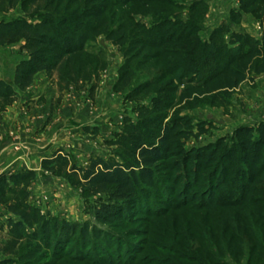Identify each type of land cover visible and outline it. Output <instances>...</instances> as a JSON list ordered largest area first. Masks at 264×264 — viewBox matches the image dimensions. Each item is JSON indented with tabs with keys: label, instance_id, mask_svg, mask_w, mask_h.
I'll use <instances>...</instances> for the list:
<instances>
[{
	"label": "trees",
	"instance_id": "trees-1",
	"mask_svg": "<svg viewBox=\"0 0 264 264\" xmlns=\"http://www.w3.org/2000/svg\"><path fill=\"white\" fill-rule=\"evenodd\" d=\"M152 1L156 0H0L4 9L17 6L31 9L30 17L18 15L0 19V44L10 39H24L22 47L28 53L27 59L16 64L12 83L0 79V99L14 97L17 89L28 87L40 72L51 77L58 71L65 88L80 79H90L93 72L97 76L99 66L96 64L92 70V59L87 52L89 43H95L100 36L104 41L124 45V62L119 68L124 74L123 85L129 82L132 62L144 48L157 49L169 42L188 46L170 50L175 58L166 63L158 77L169 76L168 84L173 91L185 79L181 99L209 94L213 103L228 102L232 91L249 72L264 74V33L260 39L239 34V43L235 47H228L223 38V32L230 30V23L237 22L248 10L259 12L264 7V0H239V7L230 12V23L215 28L207 41L192 49L189 38L196 25L191 24V16L185 20L178 18L181 22L174 20L179 24L168 34L163 26L171 23L164 13L153 19L149 26L135 19L132 4ZM158 1L177 7L172 0ZM204 6L205 0H195L189 6V12L193 15ZM166 51L158 49L154 55ZM152 85V81L147 80L130 93L133 96L146 93ZM138 112L141 116L151 113L145 106L139 107ZM192 128L186 116L159 123L150 119L140 123L126 122L119 137L111 143L115 147L106 158L93 156L87 164H78L62 149L43 158L42 167L66 178L84 197L105 194V198L93 207L92 223L44 215L29 198L28 184L36 176L35 170L24 168L1 173L0 205L6 212L7 237L1 245L5 259L0 263L8 264L10 256H17L23 264H41L47 250L52 248L54 257L58 254L57 249L72 241L73 259L88 258L91 249L104 253L103 250L107 251L111 246L114 247L111 252L116 248L120 255L119 249L124 246L123 259L117 263L105 255L94 256L91 260L100 264H176L169 259L147 262L143 257L138 258L142 251L140 245L132 240L125 241V238H134L141 234L140 230L122 234L111 229L132 221L131 210H141L142 216L159 215L176 208L178 203L180 206L190 204L189 188L199 182V174L204 168L210 167L207 190L194 203L195 194L191 206L236 207L252 202L253 199L248 197L251 191L264 190V123L253 136L249 127H239L234 140L224 147L219 140L185 151L184 144L192 135ZM239 162L251 167L259 164L253 170L237 166ZM180 166L188 171L184 173L186 181L180 198L175 201L171 194L183 174ZM190 168L195 177L193 182L188 181ZM229 174L232 180L227 193L222 199V195L215 199V188L224 185ZM260 199L255 197L253 202Z\"/></svg>",
	"mask_w": 264,
	"mask_h": 264
},
{
	"label": "rangeland",
	"instance_id": "rangeland-1",
	"mask_svg": "<svg viewBox=\"0 0 264 264\" xmlns=\"http://www.w3.org/2000/svg\"><path fill=\"white\" fill-rule=\"evenodd\" d=\"M172 1L175 5L177 3V7H170L158 0L133 3L135 19L149 26L153 19L164 13L171 23V26H163L168 34L179 24L177 22H181L178 18L185 20L191 16V24L196 25L194 34L189 38V42L193 44L191 49L207 41L215 28L230 23L228 18L231 10L239 7V0H205L202 10L192 15L189 6L195 0ZM30 10L28 6L4 9V4H0V19L18 15L30 17ZM229 29L223 32L228 47H235L239 43V34L260 39L264 33V7L259 12L248 10L237 22L230 23ZM23 43L24 39H10L0 44V79L12 83L16 64L28 58V53L22 47ZM123 48L124 45L104 41L103 36H100L95 43H89L87 52L92 59V70L96 64L99 66L97 76L93 72L90 79H80L65 88L58 71L51 77L40 72L28 87L17 89L14 97L0 99V113L15 105L23 115L22 120L17 116V121L13 122L12 129L9 130L12 144L7 146L6 154H18L24 167L9 170L8 173L24 168L32 169L30 166L37 159L49 157L56 149H62L78 164H87L93 156L106 158L115 147L111 143L119 137L126 122L140 123L150 119L159 123L176 116H186L193 126V132L185 141V151L215 144L219 140L221 147H224L234 140L235 131L239 127H249L252 130L250 135L253 136L264 123V74L249 72L240 86L232 91L228 102L213 103L209 94L181 99L185 79L173 91L168 84L169 76L158 77L166 63L175 58L170 50L188 46L169 42L157 49L144 48L132 62L130 80L125 85L122 84L124 74L119 71L124 62ZM158 49L167 51L156 56L154 52ZM92 66L88 67L91 69ZM147 80L153 83L151 90L137 96L131 95L135 86ZM25 91L33 92L34 98L21 97L20 94ZM141 106L147 107L151 113L141 116L138 112ZM2 130L4 133L3 127ZM42 143H58L60 148L54 146L55 149L52 147L38 153L34 148ZM34 144L33 148L31 145ZM30 148L33 157L28 159L29 162L27 158ZM262 153L264 156V151ZM41 160L38 170L33 168L36 176L28 184L30 200L46 216L70 222L92 223L93 207L105 198V194L84 197L80 189L71 186L66 178L42 167ZM257 165L251 167L240 162L237 164L244 169L253 170ZM186 170L180 166L183 174L171 194L175 201L183 191ZM209 170L210 167L204 168L199 174V182L189 188L190 204L180 206L178 203L176 208L159 215L142 216L139 214L141 210H131L132 221L115 225L111 230L122 234L140 230L141 234H136L134 238L128 236L125 241L137 242L142 249L138 258L143 257L147 262L169 259L176 264H264V190L248 193L252 202L255 197H261L255 203L236 207L191 206L194 195L196 194L195 203L203 196V191L207 190ZM231 176L229 174L226 177L224 185L215 188V199L221 195L222 199L227 193ZM194 178L190 168L188 181L193 182ZM0 207L1 261L5 259L1 245L7 234L5 208L2 205ZM137 215L141 218L134 219ZM71 245L72 241L64 243L57 249L58 254L54 257L50 248L40 260L41 264H100L91 259L101 255L112 258L117 263L125 253L124 246L119 249L120 255L116 248L111 252L114 248L111 246L107 251L103 250L104 253L91 249L88 258L78 260L71 256ZM10 257L11 262L8 264H23L17 256Z\"/></svg>",
	"mask_w": 264,
	"mask_h": 264
},
{
	"label": "crops",
	"instance_id": "crops-1",
	"mask_svg": "<svg viewBox=\"0 0 264 264\" xmlns=\"http://www.w3.org/2000/svg\"><path fill=\"white\" fill-rule=\"evenodd\" d=\"M20 95H21V97H25V98H28V97L34 98L33 92H31V91H25ZM18 109L19 108L14 105L13 107H10L8 109V111H6L4 113H0V127H1V131H0V174L3 172H7L9 170L13 171L14 169H16L20 166L24 167L22 162L19 160L18 154H13V155H7L6 154V151L8 149L7 146H9V144H12V140L9 137V130L12 129L13 122L17 121L16 118L18 115H19V117H21L20 118L21 120L23 118L21 110L19 109V111H18ZM2 127L4 128V133H3ZM31 146H33V148H34L35 144L31 145ZM54 146H55V148H60V145H58V143H46L44 145L42 143V144H39L34 149H36L37 152L40 153V152H44L45 150H48L49 148L50 149L52 147L54 148ZM31 149L32 148L29 149L30 153H28L29 158H27V160L31 159L33 157ZM21 151L24 152V150H21ZM27 152H28V150L25 151V153H27ZM22 160L24 161V159H22ZM40 160H41V157L39 159H37L36 162H34L32 164V166H30V168H32V169L34 168L35 170H38V168L40 167Z\"/></svg>",
	"mask_w": 264,
	"mask_h": 264
}]
</instances>
